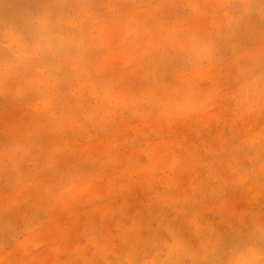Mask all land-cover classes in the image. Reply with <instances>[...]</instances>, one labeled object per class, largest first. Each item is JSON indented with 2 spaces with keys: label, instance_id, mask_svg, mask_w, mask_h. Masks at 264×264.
I'll return each instance as SVG.
<instances>
[{
  "label": "clouds",
  "instance_id": "9594fccd",
  "mask_svg": "<svg viewBox=\"0 0 264 264\" xmlns=\"http://www.w3.org/2000/svg\"><path fill=\"white\" fill-rule=\"evenodd\" d=\"M0 264H264V0H0Z\"/></svg>",
  "mask_w": 264,
  "mask_h": 264
},
{
  "label": "rangeland",
  "instance_id": "374dc122",
  "mask_svg": "<svg viewBox=\"0 0 264 264\" xmlns=\"http://www.w3.org/2000/svg\"><path fill=\"white\" fill-rule=\"evenodd\" d=\"M115 99L118 101L119 100V97H116Z\"/></svg>",
  "mask_w": 264,
  "mask_h": 264
}]
</instances>
